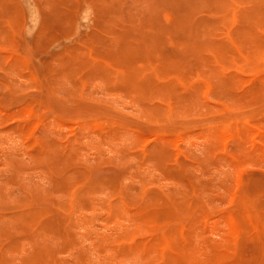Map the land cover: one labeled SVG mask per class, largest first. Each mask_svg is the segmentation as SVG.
I'll list each match as a JSON object with an SVG mask.
<instances>
[{"label": "rangeland", "instance_id": "obj_1", "mask_svg": "<svg viewBox=\"0 0 264 264\" xmlns=\"http://www.w3.org/2000/svg\"><path fill=\"white\" fill-rule=\"evenodd\" d=\"M39 1L0 0V264H264V0Z\"/></svg>", "mask_w": 264, "mask_h": 264}, {"label": "bare ground", "instance_id": "obj_2", "mask_svg": "<svg viewBox=\"0 0 264 264\" xmlns=\"http://www.w3.org/2000/svg\"><path fill=\"white\" fill-rule=\"evenodd\" d=\"M26 1H27V0H26ZM37 1L40 3L39 0H37ZM42 1H43V0H42ZM48 1H49V0H48ZM50 1H51V0H50ZM56 1H58V0H56ZM59 1H60V0H59ZM63 1H65V0H63ZM63 1H61V2H63ZM90 1H91V0H90ZM92 1H93V0H92ZM94 1H95V0H94ZM94 1H93V4L95 3ZM114 1H116V0H113L112 2H114ZM158 1H159V0H158ZM172 1L175 2V1H177V0H172ZM183 1H184V0H183ZM183 1H182V2H183ZM189 1H190V0H189ZM189 1H188V0H185V3L187 2L186 4L188 5V2H189ZM24 2H25V1H24ZM35 2H36V1H35ZM43 2H44V1H43ZM66 2L68 3L69 1H66ZM83 2H85V1H83ZM97 2H99V0H98ZM103 2H104V0H103ZM103 2H102V3H103ZM117 2H119V1L117 0ZM208 2L210 3V2H212V0H210V1H208ZM21 3H22V2H21ZM74 3H75V2H74ZM74 3H73V4H74ZM106 3H107V1H106ZM106 3H105V4H106ZM127 3H128V2H127ZM127 3H125V4H127ZM167 3H168V2H167ZM167 3H164V4H167ZM176 3H178V2L173 3L174 8H179V10H180V7L182 6L183 3H182V4L180 3L181 6H179V7L175 6ZM185 3H184L183 5H185ZM30 4H31V3H30ZM32 4H33V3H32ZM46 4H47V3H46ZM48 4H50V3H48ZM48 4H47V5H48ZM71 4H72V3H71ZM73 4H72V6H73ZM110 4H111V3H110ZM110 4H109V5H110ZM130 4H131V3H130ZM194 4H196V6L198 7V5H197L196 2H195ZM210 4H211V3H210ZM6 5L8 6L9 4L4 3V5H2V7H3V6L5 7ZM23 5H24V3H23ZM86 5H87V4H86ZM112 5H114V3H113ZM112 5H111V6H112ZM116 5H118V4H116ZM116 5H115V6H116ZM131 5H132V4H131ZM140 5H141V4H140ZM156 5L158 6V4H156ZM168 5H170V4H168ZM176 5H177V4H176ZM192 5H193V4H192ZM211 5H212V4H211ZM10 6H11V5H10ZM10 6H9V7H10ZM27 6H28V5H27ZM30 6H32V8H33V5H30ZM41 6H43V5H41ZM41 6H40V7H41ZM84 6H85V4H84ZM105 6H106V5H104L103 8L106 10V8H107L108 6H106V8H105ZM125 6H128V5H125ZM125 6H124L123 9H125ZM132 6H133V5H132ZM193 6H194V5H193ZM196 6H195V7H196ZM9 7H8V8L6 7V9H7L8 11H9ZM73 7H74V6H73ZM95 7H98V6L95 5ZM95 7H94V8H95ZM101 7H102V6H101ZM136 7H137V6H136ZM158 7H159V6H158ZM162 7H163V6H162ZM164 7H166V6H164ZM170 7H171V6H170ZM170 7H168V9H169ZM184 7H185V6H184ZM28 8H29V6L27 7V9H28ZM82 8H83V7H82ZM82 8H81V9H82ZM85 8H86V7H84V9H85ZM90 8H92V7H90ZM159 8H160V7H159ZM172 8H173V7H171V9H172ZM174 8H173V9H174ZM198 8H201V6H199ZM17 9H18V8H17ZM29 9H30V8H29ZM29 9H28V10H29ZM39 9H40V8H39ZM41 9H42V8H41ZM54 9H55V8H54ZM98 9H100V8H98ZM127 9H128V7H127ZM132 9H134V7H133V8L131 7V10H132ZM166 9H167V8H166ZM173 9H172V10H173ZM185 9L188 10L186 7H185ZM196 9H197V8H196ZM202 9H203V8H202ZM214 9H216V7H214ZM219 9H220V7H219ZM28 10H27V11H28ZM33 10H35V9H33ZM44 10H46V9H44ZM55 10H56V9H55ZM55 10H54V12H55ZM61 10H63V9H61ZM82 10H83V9H82ZM87 10L89 11V9H87ZM87 10L84 11V12H85V13L88 12ZM92 10H93V9H92ZM100 10L104 12V10H102V8H101ZM111 10H114V7H113V9H111ZM156 10H157V8H156ZM183 10H184V9H183ZM217 10H218V9H217ZM11 11H13V10H11ZM16 11H17V10H16ZM30 11H31V9H30ZM41 11H42V10H41ZM41 11H40V12H41ZM46 11H47V10H46ZM56 11H58V10H56ZM63 11H64V10H63ZM114 11H115V10H114ZM121 11L123 12V10H121ZM126 11H127V10H126ZM141 11H142V10H141ZM157 11H158V10H157ZM174 11H175V9H174ZM43 12H45V11H43ZM47 12H49V11H47ZM64 12H65V11H64ZM99 12H100V11H99ZM103 12H102V13H103ZM105 12H108V11H105ZM112 12H113V11H112ZM112 12H111V13H112ZM122 12H121V13H122ZM129 12H130V11H128V13H129ZM144 12H146V11H144ZM184 12L186 13L185 10H184ZM187 12H190V11H187ZM191 12H192V10H191ZM193 12H194V15H195V14H196V13H195V9H194ZM193 12H192V13H193ZM244 12H245V11H244ZM244 12H243V14L246 13V12H245V13H244ZM9 13H10V12H9ZM11 13H14V12H11ZM32 13H33V12H32ZM34 13H35V12H34ZM41 13H42V12H41ZM41 13H40V16H41ZM88 13H89V12H88ZM100 13H101V12H100ZM111 13H110V14H111ZM113 13H114V12H113ZM128 13H127V14H128ZM131 13H132V12H131ZM174 13H175V12H174ZM179 13H180V12H179ZM185 13H184L183 15H181V13H180V16H181V17H183L184 15L186 16L187 13H186V14H185ZM5 14H6V13H5ZM7 14H8V13H7ZM110 14H109V15H110ZM114 14H115V13H114ZM123 14H124V13H123ZM123 14H122V18L124 17ZM125 14H126V13H125ZM139 14H140V16H141L142 13L140 12V13H138V15H139ZM147 14H149V13H147ZM150 14H151V13H150ZM150 14H149V15H150ZM155 14H156V13H155ZM158 14H159V15H162V13H160V12H159V13L157 12V15H158ZM3 15H4V12H3ZM8 15H9V14H8ZM18 15H19V14H18ZM21 15H22V14H21ZM27 15H28V14H27ZM36 15H37V14H36ZM72 15H74V13H73ZM83 15H84V14H83ZM107 15H108V14H107ZM149 15H148V17L150 18L151 15H150V16H149ZM153 15H154V14H153ZM153 15H152V19H153ZM175 15H176V13H175ZM190 15H192V14H190ZM194 15H193V16H194ZM249 15H250V14H249ZM30 16H31V15H30ZM125 16H126V15H125ZM130 16H132V14H131ZM140 16H139V17H140ZM177 16H178V15H177ZM185 16H184V17H185ZM193 16H192V19H194ZM243 16H244V15H243ZM1 17H2V16H1ZM1 17H0V18H1ZM41 17H42V16H41ZM80 17H81V16H80ZM102 17H104V16H102ZM102 17L99 16V19H100V18L102 19ZM105 17H106V15H105ZM110 17H111V16H110ZM127 17H128V15H127L125 18L127 19ZM133 17H134V16H133ZM135 17H136V14H135ZM135 17H134V18H135ZM187 17H188V15H187ZM194 17H195V16H194ZM205 17H207V16H205ZM205 17H204V18H205ZM44 18L46 19L47 17H44ZM53 18H54V17H53ZM85 18H86V16H85ZM85 18H84L83 20H85ZM111 18H112V17H111ZM128 18H129V17H128ZM136 18H138V16H137ZM140 18H141V17H140ZM171 18H172V17H171ZM185 18H186V17H185ZM185 18H184V19L182 18V19L185 20ZM189 18H190V17H189ZM189 18H188V19L186 18V20H189ZM27 19H29V20H27V21L30 22V18L27 17ZM40 19H41V18H40ZM72 19H73V18H72ZM104 19H105V18H104ZM108 19H109V21H110V18H108ZM132 19H133V18H132ZM176 19H177V18H176ZM176 19H175V20H176ZM205 19H206V18H205ZM205 19H204L203 22H205ZM207 19H208V17H207ZM234 19H235V18H234ZM68 20H70V19H68ZM73 20H74V19H73ZM73 20H72V21H73ZM133 20H134V19H133ZM133 20H131L129 23H132ZM138 20H139V19H138ZM142 20H144V19L142 18L141 21H142ZM183 20H182V22H183ZM186 20H185V23L187 22ZM198 20H199V19H198ZM210 20H213V19H210ZM31 21H33V20H31ZM78 21H79V20H78ZM94 21H95V20H94ZM105 21H106V20H105ZM112 21H113V19L111 20V22H112ZM114 21H115V20H114ZM125 21H127V20H125ZM128 21H129V20H128ZM148 21H149V20H148ZM163 21H164V19H163ZM177 21H178V19H177ZM177 21H175V24H177ZM33 22H34V21H33ZM36 22H37V21H36ZM43 22H44V20H43ZM91 22H92V20H91ZM106 22H107V21H106ZM106 22H105V23H106ZM190 22H191V20H190ZM199 22H200V20H199ZM199 22H198V23H199ZM20 23H21V22H20ZM20 23H19V24H20ZM70 23H71V22H70ZM95 23H96V22H95ZM116 23H118V22H116ZM121 23H123V22H121ZM121 23H120V26H121ZM133 23H135V21H134ZM136 23H137V22H136ZM136 23H135V24H136ZM163 23H164V22H163ZM163 23H162V24H163ZM165 23H166V22H165ZM171 23L173 24L174 22L172 21ZM185 23H184V24H185ZM188 23H189V22H188ZM211 23H213V21H212ZM16 24H18V22H17ZM19 24H18V25H19ZM67 24H69V21L66 23V25H67ZM84 24H85V23H84ZM108 24H109V23H108ZM137 24H138V23H137ZM151 24H152V23H151ZM162 24H161V25H162ZM166 24H167V23H166ZM172 24H171V26H172ZM179 24H180V22H179ZM202 24H203V23H202ZM202 24H201V25H202ZM213 24H215V23H213ZM217 24H218V23H217ZM18 25H17V26L15 25L16 28L18 27ZM30 25H31V24H30ZM41 25H42V24H41ZM41 25H40V22H39V25H38V26H41ZM72 25H73V24H72ZM78 25H79V24H78ZM95 25H96V24H95ZM118 25H119V24H118ZM123 25H124V23H123ZM126 25H127V24H126ZM126 25H124V26H126ZM131 25H132V24H131ZM131 25L128 24V26H129L128 29H129V30H131L130 28H132V27H130ZM173 25H174V24H173ZM188 25H189V27H190V24H187V23L185 24V26H187V27H188ZM196 25H197V24H196ZM196 25H194V26H196ZM198 25H200V24H198ZM19 26H20V25H19ZM27 26H29V25L27 24ZM48 26H49V25H48ZM48 26H47V27H48ZM74 26H75V25H74ZM76 26H77V25H76ZM80 26H81V25H80ZM109 26H110V25H109ZM120 26H118V27H120ZM141 26L144 27L143 24H142ZM177 26H178V25H177ZM177 26L175 25L176 28H175L174 26H172V27H174L175 29H177V28H179V27H177ZM181 26H182V24H181ZM32 27H33V26H31V28H32ZM41 27H42V26H41ZM44 27H46V26H44ZM47 27H46V28H47ZM62 27H65V26H62ZM66 27H68V26H66ZM70 27H71V26H70ZM110 27H111V26H110ZM110 27H109V28H110ZM113 27H115V26H113ZM160 27H161V26H160ZM182 27L184 28V26H182ZM213 27H214V25H213ZM13 28H14V27H13ZM33 28H35V25H34ZM33 28H32V29H33ZM50 28H51V27L47 28V29H48L47 31L50 30V32H51V31L53 32L54 30H51ZM73 28H74V27H73ZM75 28H76V27H75ZM93 28H94V27H93ZM97 28H98V27H96L95 30H96ZM120 28L122 29L123 26H121ZM133 28H134V27H133ZM133 28H132V29H133ZM144 28H145V27H144ZM148 28H149V27H147V29H148ZM162 28H165V27L162 25ZM162 28H161V29L159 28V31H158V30H156V31H157L158 33H161V34H162V31H164V30H162ZM183 28H182V30H181V33L184 32V34H182V35H184V36H185V35H189V37H191L190 34H189L190 32H188V34H186L187 32L185 31V28H184V29H183ZM199 28L202 29V27H200V26H199ZM14 29H15V28H14ZM54 29H55V28H54ZM76 29H77V28H76ZM91 29H92V28H91ZM107 29H108V28H107ZM113 29H114V28H113ZM117 29H118V28H116V31H120L119 29H118V30H117ZM151 29H153V28H151ZM165 29H166V28H165ZM191 29H192V28H191ZM191 29H190V30H191ZM193 29H194V28H193ZM201 29H200V30H201ZM1 30H2V29H1ZM26 30H27V29H26ZM36 30H39V29L37 28ZM93 30H94V29H93ZM99 30H100V29H99ZM141 30H142V29H141ZM144 30H145V29H144ZM144 30H143L142 32H140V33L143 34ZM153 30H154V29H153ZM178 30H179V29H178ZM183 30H184V31H183ZM186 30H187V29H186ZM190 30H189V31H190ZM15 31L17 32L18 29H16ZM29 31H30V30H29ZM39 31H40V30H39ZM61 31H62V30H61ZM71 31H72V30H71ZM71 31H70V32H71ZM100 31H101V30H100ZM100 31H99V32H100ZM107 31H108L107 33H109V29H108ZM112 31H113V30H112ZM112 31H111V32H112ZM116 31H114V32H116ZM134 31H135V30H134ZM139 31H140V30H139ZM146 31H147V30H146ZM146 31L144 32V35H142L143 37L145 36ZM148 31H149L150 33H152L150 30H148ZM154 31H155V30H154ZM160 31H161V32H160ZM168 31H169V30H168ZM187 31H188V30H187ZM197 31H198V29H197ZM197 31H196V32H197ZM26 32H27V31H26ZM31 32H33V31L31 30ZM40 32H41V31H40ZM50 32H49L48 34H50ZM52 32H51V33H52ZM59 32H60V31H59ZM77 32L79 33L78 30H77ZM85 32H86V31H85ZM85 32H84V33H85ZM101 32L104 33V35H105V33H106L104 30H102ZM114 32H113V33H114ZM126 32H127V29H126ZM157 32H156V33H157ZM165 32H166V31H165ZM165 32H163V33H165ZM171 32H172V31H171ZM171 32H170V33H171ZM185 32H186V33H185ZM29 33H30V32H29ZM38 33H39V32L37 31V34H38ZM67 33L69 34V32H67ZM117 33L122 34V32H121V33H120V32H117ZM136 33H137V32H135V34H136ZM153 33H155V32H153ZM170 33H167V34H170ZM193 33H194V31H193ZM18 34H19V33H18ZM30 34H31V33H30ZM54 34H55V33L53 32V35H54ZM56 34H58V33L56 32ZM56 34H55V35H56ZM65 34H66V33H65ZM80 34H81V33H80ZM82 34H83V33H82ZM132 34H133V33H132ZM137 34H138V33H137ZM197 34H198V33H197ZM27 35H28V34H27ZM51 35H52V34H51ZM55 35H54V36H55ZM72 35H73V34H72ZM77 35H78V34H77ZM88 35H89V34H87V36H88ZM111 35H112V34H111ZM126 35H127V34H126ZM126 35H125V36H126ZM149 35H150V34H148V36H149ZM152 35H153V34H152ZM154 35H155V34H154ZM154 35H153V37H154ZM157 35H158V34H156V36H157ZM34 36H35V35H34ZM66 36H67V35H66ZM73 36H74V35H73ZM73 36H72V37H73ZM87 36H86V37H87ZM123 36H124V35H123ZM156 36H155V37H156ZM166 36H167V35H166ZM170 36H171V35H170ZM194 36L197 38L196 33L193 35V37H194ZM198 36H199V35H198ZM49 37H50V36H49ZM59 37H60V36H59ZM63 37H65V36H63ZM63 37H62V38H63ZM69 37H70V36H69ZM69 37H66V38H69ZM89 37H90V36H89ZM128 37H129V36H128ZM150 37H152V36H150ZM153 37H152V39H153ZM168 37H169V36H168ZM195 37H194V38H195ZM50 38L52 39V38H54V37L52 36V37H50ZM55 38H56V37H55ZM55 38H54V39H55ZM82 38H83V37H82ZM93 38H94V37H93ZM109 38H110V37L108 36V40H109ZM129 38H131V36H130ZM134 38H135V37H134ZM158 38H159V36H158ZM196 38H195V40H196ZM28 39H29V38H28ZM36 39H37V38H36ZM56 39H58V37H57ZM60 39H61V38H60ZM74 39H75V38H74ZM77 39H78V37H77ZM84 39H85V38H84ZM95 39H96V38H95ZM125 39H126V38H125ZM125 39H124V41H125ZM143 39H144V38H143ZM167 39H168V38H167ZM80 40H81V38H80ZM101 40H102V39H101ZM150 40H151V39H150ZM154 40L157 42L156 39H154ZM198 40H199V38H198ZM200 40H201V37H200ZM30 41H31V40H30ZM48 41H49V40H48ZM50 41H51V40H50ZM54 41H56V40H54ZM67 41H68V40H67ZM85 41H86V40H85ZM140 41H142V38H141ZM196 41H197V40H196ZM201 41H202V40H201ZM201 41H200L199 44H202ZM52 42H53V41H52ZM125 42L127 43V42H132V41L127 40V41H125ZM142 42L145 43V41H142ZM146 42H147V41H146ZM171 42H172V41H171ZM174 42H176V41H174ZM192 42H193V44L195 43L193 40H192ZM197 42H198V41H197ZM208 42H209V41H208ZM29 43H30V42H29ZM35 43H36V41H35ZM35 43H34V44H35ZM68 43H69V42H68ZM68 43H67V44H68ZM81 43H84V41L81 42ZM122 43H124V42L122 41ZM149 43H151V42L149 41ZM149 43H148V44H149ZM157 43H158V42H157ZM204 43L206 44L205 41H204ZM32 44H33V42L31 43V45H32ZM44 44H45V43H44ZM52 44H53V43H52ZM86 44H89V43H86ZM132 44H133V43H132ZM146 44H147V43H145V45H146ZM167 44H168V43H167ZM167 44H165V45H167ZM175 44H176V43H175ZM180 44H181V42H180ZM183 44H184V43H183ZM193 44H192V45H193ZM195 44H196V43H195ZM205 44H204V45L202 44V45L205 46ZM37 45H38V44H37ZM55 45H56V44L52 45V47L55 46ZM76 45H77V44H76ZM95 45H98V44H95ZM101 45H102V44H101ZM137 45H138V43H137ZM151 45L154 46V45H155V42H154V44L152 43ZM177 45H178V43H177ZM181 45H182V44H181ZM202 45H200L199 48H200ZM220 45H221V44H220ZM223 45H224V44H223ZM223 45H222V46H223ZM43 46H45V45H43ZM43 46H42V47H43ZM47 46L49 47L50 44L47 43ZM73 46H74V45H73ZM78 46H79V44H78ZM78 46H77V47H78ZM110 46H112V44H111ZM119 46H120V45H119ZM121 46H123V45L121 44ZM121 46H120V50H121V48H122ZM124 46H125V45H124ZM133 46H134V45H132V47H133ZM140 46H141V45H140ZM167 46H168V45H167ZM170 46H171V45H170ZM170 46H169V48H171V47L176 48V47H177L178 50L180 49V48H178L179 45H178V46H171V47H170ZM187 46H188V44H187ZM203 46H202V47H203ZM34 47H35V46H34ZM62 47H63V46H62ZM100 47H102V46H100ZM104 47H106V46H104ZM134 47H135V50L137 51L136 46H134ZM146 47H147V49H148V50H146V52H149V49H151V46L148 45V46H146ZM154 47H156V46H154ZM164 47H165V46H164ZM183 47H184V46H183ZM185 47H186V46H185ZM195 47H196V46L193 45V48H194V49H195ZM205 47H206V46H205ZM80 48H81V46H79V49H80ZM98 48H99V46H98ZM156 48H159V47L157 46ZM193 48H192V49L190 48V49L193 51ZM197 48H198V47H197ZM221 48H222V47H221ZM224 48H225V46H224ZM229 48H230V47H229ZM37 49H38V48H37ZM42 49H43V48H42ZM94 49H96V47H95ZM99 49H101V48H99ZM108 49H109V48H108ZM108 49H107V50H108ZM122 49H123V50H126L125 48H122ZM144 49H145V48H144ZM167 49H168V48H167ZM188 49H189V48H188ZM200 49H201V48H200ZM54 50H55V49H54ZM96 50H98V49H96ZM135 50L133 49V50H132V53L135 52ZM186 50H187V49H186ZM202 50H203V49H202ZM38 51H39V49H38ZM43 51H44V50H42V52H40V51H39V52H40V53H43ZM98 51H100V50H98ZM104 51H105V50H103V52H104ZM108 51H109V50H108ZM117 51H119V49H118ZM117 51H115V52H117ZM127 51L129 52L128 49H127ZM111 52L113 53V51H111ZM120 52H121V54L123 53L122 50H121ZM202 52H203V51H202ZM104 53H106V51H105ZM107 53H110V52H107ZM112 53H110V55H111ZM158 53H159V52H158ZM160 53H161V50H160ZM180 53H181V51H180ZM180 53H178V54L180 55ZM100 54H101V53H100ZM102 54H103V53H102ZM118 54H119V55H118ZM124 54H125V53H124ZM124 54H123L122 56H123V58H124V56H125V58H126L127 56H126V54H125V55H124ZM127 54H128V53H127ZM137 54H139L138 51H137ZM137 54H135V55H137ZM147 54H148V53H147ZM186 54H187V53H186V51H185V55H184L185 57H184V58H186V56H189V55H186ZM189 54H192V53L190 52ZM45 55H46V54H45ZM45 55H44V57H45ZM105 55H106V54H105ZM116 55L121 56L120 53L117 52V53L115 54V57H114V55H112L113 58H116ZM135 55H134V56H135ZM148 55H151V56H152V50H151V52H150ZM161 55H162V54H161ZM161 55H160V56H161ZM181 55H182V53H181ZM192 55H193V54H192ZM192 55H191V56H192ZM100 56H101V55H100ZM134 56H132V57L134 58ZM151 56H149V58H151ZM155 56H156V54H155ZM158 56H159V55H158ZM158 56H157V57H158ZM160 56H159V57H160ZM171 56H173V55H171ZM129 57H130V56H129ZM129 57H127V59H128ZM147 57H148V56H147ZM157 57H156V60L158 59ZM179 57L181 58V57H183V55H182V56H179ZM179 57H178L177 59H180ZM108 58H110V57L108 56ZM111 58H112V57H111ZM119 58H120V57H119ZM125 58H124V59H125ZM142 58H143V56H142L140 59L142 60ZM161 58H163V57L161 56V57L159 58V60H160ZM167 58H168V57H167ZM170 58H172V57H170ZM170 58H169L168 60H170ZM174 58H175V57H174ZM200 58H201V57H200ZM121 59H122V58H121ZM127 59H125V62L127 61V63H128V62L130 63V61L132 60V59H131V60L129 61L130 58H129L128 60H127ZM145 59H147V58H145ZM145 59H143V60H145ZM151 59H152V58H151ZM177 59H175V60L177 61ZM188 59H189V58H188ZM188 59L186 58V60H188ZM47 60H48V59H47ZM47 60H46V61H47ZM143 60H142V61H143ZM159 60H157V61H159ZM161 60H162V59H161ZM163 60H165V59H163ZM168 60H166V61H168ZM173 60H174V59H173ZM183 60H184V59H183ZM183 60H182V61H183ZM186 60H185L184 63H186ZM41 61H42V57H41ZM43 61H44V60H43ZM135 61H136V60H134V62H135ZM153 61H154V60H153ZM176 61H174V62H176ZM47 62H48V64H49V61H47ZM154 62H155V61H154ZM180 62H181V59H180ZM50 63H51V62H50ZM129 63H128V64H129ZM131 63H133V62L131 61ZM163 63L165 64L166 62H163ZM176 63H178L177 65H181L182 67H184V66H183V65H184L183 63L181 64V63H179L178 61H177ZM187 63H190V62L187 61ZM31 64H32V63H31ZM43 64H46L45 66H49L47 63H43ZM88 64H89V63H88ZM88 64H86V65H88ZM192 64H193V63H192ZM195 64H196V66H199L200 63L197 64V62H196ZM195 64H193V65L195 66ZM32 65H33V64H32ZM115 65H117V64H115ZM189 65H190V64H189ZM30 66H31V65H30ZM81 66H82V63H81ZM160 66H161V65H160ZM165 67H166V66H165ZM176 67H177V66H176ZM178 67H179V66H178ZM51 68H52V67H51ZM55 68H56V67H55ZM58 69H59V68H58ZM82 69H83V68H82ZM56 70H57V69H56ZM172 70H173V69H172ZM172 70H171V71H172ZM194 70L196 71V69H194ZM36 71H37V70H36ZM46 71H47V70H46ZM57 71L60 72L61 70H57ZM91 71H92V70H91ZM97 71H98V68H97ZM129 71H130V69H129ZM62 72H63V71H62ZM62 72H60V73H62ZM88 72H90V71H88ZM100 72H101V71H100ZM100 72H99V73H100ZM130 72H131V71H130ZM86 73H87V72H86ZM90 73L92 74V72H90ZM101 73H103V72H101ZM101 73H100V74H101ZM131 73H132V72H131ZM37 74H38V73H37ZM49 74H50V72H49ZM54 74H55V73H54ZM257 74H258V73H257ZM85 75H86V74H85ZM89 75H90V74H89ZM132 75H134V73H132ZM254 75H255V74H254ZM92 76H93V75H92ZM86 78H87V77H86ZM86 78H85V79H86ZM150 92H151V91H150ZM128 98H129V97H128ZM3 100H4V99H3ZM8 100H9V99H8ZM221 100H222V99H221ZM224 100H225V98H224ZM51 107H53V105H52ZM24 118H25V117H24ZM245 120H246V119H245ZM75 124H76V123H75ZM75 124H74V125H75ZM41 125H42V124H41ZM226 132H227V131H226ZM224 134H225V133H224ZM152 136H153V135H152ZM152 136H151V137H152ZM156 136H157V135H156ZM227 136H228V135H227ZM228 137H230V136H228ZM149 138H150V137H149ZM39 139H40V138H39ZM50 142H52V140H51ZM167 148H168V147H167ZM162 157H163V156H162ZM162 157H161V158H162ZM181 158H182V157H181ZM58 161H59V160H58ZM52 162H53V159H52ZM52 162H51V163H52ZM14 165H16V164L14 163ZM43 165H44V164H43ZM18 168H19V167H18ZM173 169H174V168H173ZM15 170H16V168H15ZM74 171H75V170H74ZM48 172H49V171L46 170V173H47V174H48ZM53 172H54V171H53ZM75 172H76V171H75ZM177 172H178V171H177ZM166 173H167V171H166ZM166 173H165V174H166ZM175 173H176V172H175ZM49 174H51V173H49ZM49 174H48V175H49ZM176 174H177V173H176ZM179 175H180V173H179ZM79 176H80V175H79ZM177 176H178V175H177ZM177 176H176V177H177ZM64 177H65V176H64ZM114 177H115V176H114ZM114 177H113V178H114ZM178 177H179V176H178ZM77 178H78V177H77ZM181 178H182V176H181ZM181 178L179 177V179H181ZM114 179H115V178H114ZM182 179H183V178H182ZM116 180H117V179H116ZM184 180H186V179L184 178ZM184 180H182V181H184ZM54 181H55V180H54ZM56 181H57V179H56ZM80 181H81V180H80ZM82 181H83V180H82ZM82 181H81V182H82ZM92 181H94V180H92ZM238 181H239V180H238ZM59 182L62 183L61 180H60ZM63 182L65 183L66 181H63ZM114 182H116V181H114ZM252 182H255V181H252ZM252 182H251V183H252ZM239 183H240V181H239ZM55 184H56V182H55ZM57 184H58V183H57ZM57 184H56V185H57ZM89 184H91V183H89ZM255 184H256V183H253L252 186L255 185ZM63 185H64V184H63ZM63 185L61 186V188L63 187ZM65 185L68 186V185H67V182H66ZM57 186H58V185H57ZM57 186H56V187H57ZM59 186H60V185H59ZM59 186H58V187H59ZM209 186H210V185H209ZM252 186H251V187H252ZM56 187H55V188H56ZM64 187H65V186H64ZM64 187H63V188H64ZM251 187H249V188H251ZM63 188H62V190L65 189V188H64V189H63ZM253 188L255 189V188H257V187L254 186ZM23 189H25V188H23ZM56 189H60V187H59V188H56ZM156 189H158V188L156 187ZM258 189H259V186H258ZM30 190H31V189H30ZM30 190H29V192H30ZM33 190H34V192H35V189H32V190H31V195L34 193V192L32 193ZM65 190H66V189H65ZM250 190H251V189H250ZM255 190H256V189H255ZM155 191H156V190H155ZM157 191H158V190H157ZM252 191H253V189H252ZM258 192H259V191H258ZM24 193H25V192H24ZM156 193H157V192H156ZM26 194H27V192H26ZM35 194H36V193H35ZM38 194H39V193H38ZM154 194H155V193H154ZM33 195H34V194H33ZM82 195H83V194H81V196H82ZM249 195H250V193H249ZM34 196H36V195H34ZM38 196H39V195H38ZM38 196H37V197H38ZM3 197H6V196H3ZM25 197H26V195H25ZM32 197H33V196H32ZM40 197H41V195H40ZM42 197H43V196H42ZM44 197H45V196H44ZM251 197H252V196H251ZM35 198H36V197H35ZM45 198H46V197H45ZM26 199H27V198H26ZM28 199H30L29 196H28ZM32 199H33V198H32ZM46 199H47V198H46ZM49 199H50V198H49ZM52 199H53V197H52ZM54 199H55V198H54ZM54 199H53V200H54ZM53 200H52V201H53ZM25 201H26V200H25ZM27 201H28V205H27V206H30V205H29V202H30V201H29V200H27ZM41 201H43V200L41 199ZM41 201H38V202L41 203ZM44 201H45V200H44ZM54 201H56V200H54ZM194 201H195V199H194ZM36 202H37V201H36ZM196 202H197V201H196ZM196 202H193V203H194L193 206H194L195 204H197ZM17 203H18V201H17ZM43 203H44V202H43ZM198 203H199V202H198ZM8 204H9V203H8ZM20 204H22V203H20ZM23 204H24V203H23ZM26 204H27V203H26ZM34 204H35V203H34ZM199 204H200V203H199ZM10 205H11V203H10ZM13 205H14V204H13ZM17 205H18V204H17ZM7 206H8V205H7ZM11 206H12V205H11ZM117 206H118V205H117ZM193 206H192V207H193ZM8 207H9V206H8ZM114 207H116V205H115ZM118 207H119V206H118ZM14 208H17V207H14ZM14 208H13V209H14ZM23 208H24V207H23ZM13 209H12V210H13ZM114 209H115V208H114ZM9 210H10V208H9ZM231 212H232V211H231ZM31 214H32V213H31ZM58 214H59V213H58ZM19 215H20V214H19ZM22 215H23V214H22ZM25 215H26V214H25ZM25 215H23V216H25ZM27 215H28V213H27ZM29 215H30V214H29ZM33 215H35V213H34ZM33 215H32L31 217H33ZM36 215H37V214H36ZM0 217H1V216H0ZM34 217H35V216H34ZM21 218H22V216H21ZM36 218H37V217H36ZM57 218H58V216L56 217V219H57ZM19 219H20V218H19ZM49 219H50V218H49ZM34 220H36V219H34ZM57 220H58V219H57ZM63 220H64V219H62V221H63ZM48 221H49V220H48ZM60 221H61V220H59V222H60ZM64 221H65V220H64ZM23 222H24V220H23ZM31 222H32V220L30 221V223H31ZM20 223H21V222H20ZM20 223H19V224H20ZM48 223H51V222L49 221ZM60 223H61V222H60ZM62 223H63V222H62ZM62 223H61V224H62ZM2 224H4V222H3ZM10 224L12 225V222H11ZM23 224L26 225L25 222H24ZM31 224H32V223H31ZM4 225H5V226L7 225L6 227H7V229H8V224H4ZM4 225H2L1 228H2V227H3V228H6V227H4ZM25 225H24V226H25ZM27 225H28V224H27ZM52 225H53V224H52ZM17 226L20 227L21 224H20V225H17ZM28 226L30 227L31 225H28ZM28 226H26V227H28ZM63 226H64V223H63ZM10 227H11V226H10ZM29 227H28V228H29ZM31 227H33V225H32ZM3 228H2V229H3ZM22 228H23V227H22ZM58 229H59V227H58ZM60 229H61V228H60ZM160 230H161V229H160ZM160 230H159V231H160ZM27 231H28V229L26 230V232H27ZM3 232H4V231H2L1 234H3ZM7 232L9 233L8 230H6V233H7ZM16 232H17V231H16ZM8 233H7V235H6L7 237H8ZM11 233H12V235H13V233H15V232H10V234H11ZM46 233H47V232H46ZM20 234H21V233H20ZM27 234H28V232H27ZM12 235H9V236H12ZM71 235H72V234H71ZM38 236H39V235H38ZM7 237H6V238H7ZM10 238H11V237H9V239H10ZM12 238H13V237H12ZM15 238H16V237H15ZM15 238H14L13 240H11V241L14 242ZM59 238H60V237H59ZM7 239H8V238H7ZM9 239H8V240H9ZM3 240H4V239H3ZM11 241H10V242H11ZM179 241H180V240H179ZM13 242H12V243H13ZM8 243H9V242H8ZM12 243L8 244L7 246L12 245L13 248L16 247V246L13 245ZM7 246H5V247H7ZM49 247H50V246H49ZM10 249L12 250V248H10ZM16 249H18V248H16ZM16 249L14 248L12 251H14V250H16ZM2 250H3V249H2ZM41 252H42V251H41ZM19 253H20V252H19ZM36 254H37V253H36ZM39 255H40V254H39ZM39 255H38V256H39ZM42 256H43V254H42ZM42 256H41V258H42ZM3 257H4V256H3ZM31 257H32V260H34V257L36 258V255H35V256L33 255V256H31ZM4 258H5V257H4ZM2 260H3V258H2ZM2 260H1V261H2ZM6 260H8V257L6 258ZM6 260H5V261H6ZM27 260H28V259H27ZM37 260H38V258H36V261H37ZM43 260H44V259H43ZM43 260H42V261H43ZM5 261H3V262L5 263ZM24 261H25V260H24ZM24 261H22V262L24 263ZM28 261H29V260H28ZM39 261H40V256H39ZM42 261H40V262L43 263ZM26 262H27V261H25V264H26ZM31 262H32V261H31ZM37 262H38V261H37ZM37 262H36V263H37ZM4 263H3V264H4ZM10 263H12V262L10 261ZM28 263H29V262H28ZM34 263H35V260H34ZM36 263H35V264H36ZM6 264H7V262H6ZM12 264H13V263H12ZM38 264H39V262H38Z\"/></svg>", "mask_w": 264, "mask_h": 264}]
</instances>
